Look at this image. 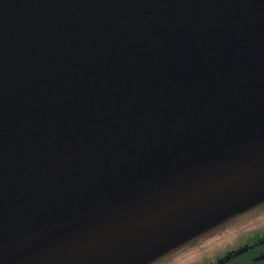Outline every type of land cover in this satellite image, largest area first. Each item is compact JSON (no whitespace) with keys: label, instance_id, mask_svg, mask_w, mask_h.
<instances>
[{"label":"water","instance_id":"1","mask_svg":"<svg viewBox=\"0 0 264 264\" xmlns=\"http://www.w3.org/2000/svg\"><path fill=\"white\" fill-rule=\"evenodd\" d=\"M264 201V0H0V264H146Z\"/></svg>","mask_w":264,"mask_h":264},{"label":"flooded vegetation","instance_id":"2","mask_svg":"<svg viewBox=\"0 0 264 264\" xmlns=\"http://www.w3.org/2000/svg\"><path fill=\"white\" fill-rule=\"evenodd\" d=\"M234 218L146 264H264V201Z\"/></svg>","mask_w":264,"mask_h":264},{"label":"rangeland","instance_id":"3","mask_svg":"<svg viewBox=\"0 0 264 264\" xmlns=\"http://www.w3.org/2000/svg\"><path fill=\"white\" fill-rule=\"evenodd\" d=\"M233 218H234V217H233ZM234 219H235V218H234ZM230 220H231V221H230ZM229 221H230V222H233L232 219H229L228 221H225L222 225L226 224V223L229 222ZM181 264H183V263H181Z\"/></svg>","mask_w":264,"mask_h":264}]
</instances>
